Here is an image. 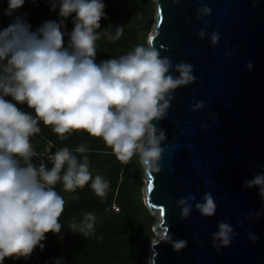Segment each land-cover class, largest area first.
Wrapping results in <instances>:
<instances>
[{"label":"clouds","instance_id":"1","mask_svg":"<svg viewBox=\"0 0 264 264\" xmlns=\"http://www.w3.org/2000/svg\"><path fill=\"white\" fill-rule=\"evenodd\" d=\"M49 3L50 10L58 9L60 19L43 21L35 30L27 22L26 13L14 15L25 0H8L3 11L11 22L0 29V61L4 62L0 71V264H4L5 258L27 259L37 246L43 250L41 242L46 233L61 232L59 217L65 200L54 189L57 182L62 181L69 192L91 182L98 197L107 196L109 182L99 174L93 177L87 156L80 162L68 147L48 157L50 169L44 164L39 168L33 165L35 152L29 138L40 132L39 121L52 126L61 140L75 130L102 138L121 163L128 165L136 155L144 172L151 175L161 170L165 151L161 144L167 139L165 131L157 125L171 107L173 92L196 79L191 64L180 61L173 65L169 57L160 55L151 40L147 47L137 45L126 55L97 63L96 41L101 37L98 30L101 19L106 18L103 0H49ZM211 13L206 5L197 10V20L204 23L198 33L201 39L207 34L209 23L204 17ZM69 17L74 27L67 33L65 46V21ZM104 32L115 40L122 35L123 28L118 26L115 35L107 33V29ZM219 39L217 31L210 33L212 45ZM246 66L250 70L253 67L251 62ZM172 71L178 75L174 76ZM8 96L11 101L5 99ZM17 104L33 109L35 117ZM202 107L203 101H197L193 110ZM75 151L83 154L87 148L80 145ZM243 186L257 188L264 200V173L245 180ZM194 201L193 194L177 201L181 219L189 217ZM202 201L195 202V208L202 216H213L217 207L213 195L206 192ZM164 215L162 208L161 216ZM94 224V213H86L79 224L73 220L70 229L86 236L94 234ZM217 229L212 233V246L219 252L238 233L224 221L217 223ZM249 239L255 242L257 237L249 233ZM160 242L171 244L177 252L187 245L185 239H173L167 227L152 244ZM55 264H61L60 260Z\"/></svg>","mask_w":264,"mask_h":264},{"label":"water","instance_id":"2","mask_svg":"<svg viewBox=\"0 0 264 264\" xmlns=\"http://www.w3.org/2000/svg\"><path fill=\"white\" fill-rule=\"evenodd\" d=\"M154 2L147 42L173 65L191 64L196 79L173 92L171 107L157 125L167 136L161 144V170L151 175L143 170L144 202L158 211L154 228L159 234L152 241L167 227L173 239H185L187 245L177 252L169 243L151 241L149 262L264 264V200L257 188L243 186L264 173V0ZM205 5L212 13L204 17L209 23L201 39L204 23L197 20V10ZM213 31L220 36L216 45L210 41ZM197 101H203V107L194 111ZM206 192L217 205L211 217L195 208ZM189 194L196 201L189 217L181 219L177 201ZM219 221L230 223L238 235L217 252L212 233ZM249 233L257 237L255 242Z\"/></svg>","mask_w":264,"mask_h":264},{"label":"trees","instance_id":"3","mask_svg":"<svg viewBox=\"0 0 264 264\" xmlns=\"http://www.w3.org/2000/svg\"><path fill=\"white\" fill-rule=\"evenodd\" d=\"M106 18L100 21L101 37L96 41V62L109 58H119L132 51L137 45L147 47L148 34L151 31L156 5L154 0H103ZM8 6V0L0 3V29L8 26L11 18L3 15ZM26 13V20L32 30L38 28L43 21L59 20L58 9L50 10L49 0H25L22 8L14 15ZM74 15V14H73ZM65 46L68 35L74 27L72 18L66 21ZM118 26H122L123 33L119 39H109L107 33L115 35ZM3 61H0L2 71ZM12 100L10 96L5 97ZM16 103L15 101H12ZM22 111L33 114V109L26 104H17ZM40 132L31 136L30 143L38 154L32 157V163L39 168L44 164L52 167L51 161L45 156L49 149L56 152L68 147L74 155L83 162L87 156L89 170L93 177L99 174L109 182L105 199L98 197L91 187V182L75 192L65 191L63 182L59 181L54 189L65 200L64 211L59 217L62 225L61 232L46 233L42 241L44 248L39 246L27 258H5L4 264H148V246L154 236L151 227L157 218L142 200V172L139 157L134 155L128 165L121 163L107 147L102 138L93 137L84 130H75L61 140L52 126L38 122ZM84 145L87 151L83 154L76 152V148ZM21 166H24L21 160ZM66 168V166H65ZM63 175V173H61ZM76 199H73V197ZM86 213H94V234L85 236L83 232L74 233L70 225L75 220L77 224L83 221Z\"/></svg>","mask_w":264,"mask_h":264},{"label":"rangeland","instance_id":"4","mask_svg":"<svg viewBox=\"0 0 264 264\" xmlns=\"http://www.w3.org/2000/svg\"><path fill=\"white\" fill-rule=\"evenodd\" d=\"M1 1V0H0ZM153 26V25H152ZM152 29V28H151ZM141 178H142V181H143V185H142V200H143V202H144V196H143V188H144V186H145V178H144V176H143V172H142V176H141ZM145 203V202H144ZM151 211V214L153 215V216H155L156 218H157V221H158V211L157 210H150ZM151 229H152V231H153V233H154V236L152 237V239H151V241L159 234V231H155V228H154V225L151 227ZM150 241V242H151ZM148 251H149V254H150V251H151V248H150V243H149V246H148ZM147 262H148V264H150V262H149V255H148V258H147Z\"/></svg>","mask_w":264,"mask_h":264},{"label":"built area","instance_id":"5","mask_svg":"<svg viewBox=\"0 0 264 264\" xmlns=\"http://www.w3.org/2000/svg\"><path fill=\"white\" fill-rule=\"evenodd\" d=\"M2 2H3V0L0 1V3H2ZM33 150H34V152H35V155L38 154V153L36 152L35 149H33ZM44 154H45V156L48 158L50 155L54 154V152H51V151L48 149Z\"/></svg>","mask_w":264,"mask_h":264},{"label":"snow or ice","instance_id":"6","mask_svg":"<svg viewBox=\"0 0 264 264\" xmlns=\"http://www.w3.org/2000/svg\"><path fill=\"white\" fill-rule=\"evenodd\" d=\"M151 185H149V187H150Z\"/></svg>","mask_w":264,"mask_h":264}]
</instances>
